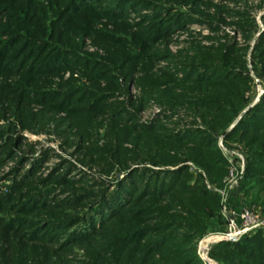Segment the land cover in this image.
Wrapping results in <instances>:
<instances>
[{"label":"rangeland","instance_id":"1","mask_svg":"<svg viewBox=\"0 0 264 264\" xmlns=\"http://www.w3.org/2000/svg\"><path fill=\"white\" fill-rule=\"evenodd\" d=\"M21 1L0 0V40L17 28L21 39L13 49L18 52L15 61L23 64L24 70L30 65L37 68L36 64L56 54L52 53L54 49L76 52L83 61L75 66L71 64L75 63L72 54H68L63 69L32 75L36 76L32 83L26 73L0 76V264H91L86 245L75 239L86 231L96 239L103 235L99 231L102 219L94 210L103 196L110 197L117 183L125 180L124 167L110 152L115 137H121L123 150L131 152V142L122 135L133 126L156 124L174 134L207 131L198 112L182 104L159 103L157 91L146 93L145 81L161 82L166 76L178 84L179 95L190 98L184 91L190 85L182 82L185 64L200 58V62L210 60L239 71L240 60L252 83L245 94L248 105L225 133L230 131L264 93V59L259 57V42L264 41V0H132L123 11L124 19L102 14L116 7L119 0H97V4H86L93 18L83 15L81 22H71L78 17L65 14L63 5L39 0L28 3V10H24L25 1ZM31 28L42 29V41L56 45L38 51L40 41L36 44L26 34ZM158 29L161 36L148 43L147 50L133 47V35L141 37ZM104 37L110 42L117 40V44L110 47L109 41H102ZM117 48L120 53L126 50L134 56L142 55L143 60L119 67L108 64L106 58ZM225 55H229L228 61ZM146 56L152 59L146 60ZM86 58L91 64L85 63ZM93 60L102 63L92 64ZM23 86L28 88L26 92ZM220 141L226 151L218 146ZM216 148L225 162L220 184L212 182L207 172L191 161L179 165L187 166L191 184L199 179L219 198V220L215 219L194 241L201 264V242H208L204 246H210L207 255L211 261L224 264L212 255V249L221 242L212 243L210 239L228 229L224 205L236 214L241 204L246 205L264 222L262 201L254 203L256 191L246 195L241 190L243 180L238 190L231 192L227 204L218 192L225 187L228 160L238 161L237 155L244 156L246 170L245 142L239 135L225 138L218 132ZM140 160H128L125 165L130 169L173 170ZM106 208L105 214L111 206ZM90 220L96 221L94 227ZM111 222L107 229L112 227ZM258 231L264 236V228Z\"/></svg>","mask_w":264,"mask_h":264},{"label":"trees","instance_id":"2","mask_svg":"<svg viewBox=\"0 0 264 264\" xmlns=\"http://www.w3.org/2000/svg\"><path fill=\"white\" fill-rule=\"evenodd\" d=\"M24 1L22 8L28 10V3L33 4L32 2L39 0ZM47 1L54 6L63 5L65 14L77 15V20L73 18L71 22L80 21L83 15L86 18H93L92 14L87 12L88 5L99 3L97 0ZM129 4L132 5V0H119L117 8H107L102 14L106 17L124 19L123 11ZM7 17H10L9 14ZM39 25L40 28H44L43 24ZM42 29L31 28L26 31L28 37L31 35L35 39L34 43L40 41L38 51L55 44L42 41L45 37ZM15 30L16 27L9 31L10 36L0 40V76L9 72L26 73L29 76L27 81L32 83L37 75L55 73L63 69V65L67 64L64 61L69 58L68 54H72V62L76 64H71L75 66L83 61L76 52L69 53L65 48L54 49L52 53L56 54H51L44 62L36 64L37 68L30 65L29 70H24L25 66L15 61L19 58L13 47L16 41L21 39ZM161 31L158 29L146 32L141 37L133 35V47L147 50L145 48L147 44L156 41L161 36ZM111 37L113 38L110 36V39ZM50 38L51 40L54 38V32ZM110 39L104 37L102 41L108 42ZM29 41L31 40H27ZM116 41H109L110 47H114ZM259 45L262 49L259 57L264 59V41H260ZM255 50L258 51L257 48ZM111 51L113 54L109 53V58H106L109 63H104L116 67L123 63H139L143 60L142 55L134 56L126 50L121 53L118 48ZM146 57V60L152 59ZM228 57L229 55H225L226 61ZM214 58L212 55L211 59ZM198 60L200 58H197V62L189 61L183 71L182 82L190 85L183 89L190 98L179 95L178 84L175 80L165 79L166 76L161 82L160 80L147 82L149 80L147 79L143 86L147 89L146 93L152 91L153 94L157 91L155 94L159 103L173 106L182 104L198 112L207 126V131L174 134L156 124L133 126L132 131L125 129L122 135L131 142L133 148L131 152L123 150L121 143L124 140L121 137H115L110 152L118 164L124 167L125 180L117 183V190L110 197L103 196L102 202L100 201L94 210L102 219L99 231L103 235L96 239L94 235L90 236L91 231H86L75 239L76 243L86 245L88 254L93 259L91 264H201L195 253L194 241L204 235L215 219L219 220V198L199 182V179L191 184L192 177L187 166L179 165L191 161L204 169L212 182L220 184L225 174V162L216 148L218 132H222L225 138L239 135L245 142L248 158L241 190L246 195L256 191L254 203L261 199L262 202L259 203L264 206V198L261 195L264 194V93L234 127L225 133L248 105L245 94L250 90L251 79L240 60L239 68L237 67L239 71L227 64ZM84 61L90 63L91 60L86 58ZM92 62L102 63L95 60ZM134 68L135 66L132 70ZM261 73L264 76V65ZM22 89L26 92L28 88L23 86ZM125 152L127 155L129 152L130 155L127 157ZM140 158L153 166L172 167L173 170L151 171L144 167L130 169L125 165L128 160L138 163L141 161ZM108 205L111 206V210L105 214ZM110 222L112 227L107 229ZM90 224L94 227L96 221L90 220ZM212 255L224 264H264V236L262 232L257 231L242 237L236 243L221 242L212 249Z\"/></svg>","mask_w":264,"mask_h":264},{"label":"built area","instance_id":"3","mask_svg":"<svg viewBox=\"0 0 264 264\" xmlns=\"http://www.w3.org/2000/svg\"><path fill=\"white\" fill-rule=\"evenodd\" d=\"M218 146L226 151L222 141L219 142ZM238 161L228 160V173L224 179V190L218 191L222 196V201L224 204H227L228 199H230L231 192L238 190L240 187L241 181L243 180L245 173V157L242 155H237ZM223 204V205H224ZM242 205V206H241ZM239 207V212L236 214L231 209L223 207V214L228 220V229L224 234L217 236L216 238H210L213 242H237L244 235L248 233L257 232L264 228V222L258 219V216L250 210L246 205L241 204ZM208 242H201L199 246V251L202 253L200 259L204 264H215L208 258L209 245H206Z\"/></svg>","mask_w":264,"mask_h":264}]
</instances>
